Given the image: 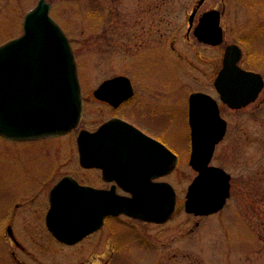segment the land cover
Returning a JSON list of instances; mask_svg holds the SVG:
<instances>
[{"label":"rangeland","instance_id":"1","mask_svg":"<svg viewBox=\"0 0 264 264\" xmlns=\"http://www.w3.org/2000/svg\"><path fill=\"white\" fill-rule=\"evenodd\" d=\"M36 1L0 0V44L22 32L23 16ZM46 1L51 3L50 15L67 33L78 63L82 91L88 101L82 124L92 126L104 117L90 95L99 82L117 74H124L139 85L140 93L175 95L174 117L170 123L165 118L164 123L176 130V139L171 141L176 143L180 155L176 187L183 197L194 175L187 163V98L196 89L216 96L210 65L205 62L206 52L193 35L187 36L188 18L196 0ZM239 2L252 16L250 33L258 39L254 48L264 60V27L255 28L264 26V0ZM223 3L226 19L232 24L237 14L233 0H207L197 14L210 7L221 9ZM172 43L175 49L170 48ZM256 65L264 68L262 63ZM145 83L151 84L141 85ZM253 106L238 111L222 108L230 138L218 145L214 163L226 167L234 176L227 204L200 219L189 216L180 206L169 222L148 227L149 243L144 246L134 240V234L127 233L130 243L124 245L114 264H264V104L258 116V108ZM256 131L260 132L259 183H253ZM60 148L53 150L40 141L15 143L0 136V203L9 195L33 188L28 182L30 175L49 171L47 167L53 160L55 175L74 169L76 162L70 145L63 151ZM26 210L18 213L20 227L25 229L20 246L3 243L0 231V264H98L100 256L108 257L110 247L98 246L94 240L70 247L43 240L36 220L39 214ZM11 249L15 257L11 256Z\"/></svg>","mask_w":264,"mask_h":264},{"label":"flooded vegetation","instance_id":"2","mask_svg":"<svg viewBox=\"0 0 264 264\" xmlns=\"http://www.w3.org/2000/svg\"><path fill=\"white\" fill-rule=\"evenodd\" d=\"M207 0H196L195 6L189 15V28L187 36H194L195 41L205 50V62L210 65V75L212 77V85L214 87L216 99L219 106L220 115L226 120V129L221 140L216 144L210 164L219 166L230 175V199L234 186L233 174L224 166L214 163L215 152L222 142L229 140V123L223 116L222 108L225 106L230 110H242L251 105L253 108H258L256 115L260 113V107L264 104V68H259L256 64H264V60L256 55L254 43L258 40L252 36L253 20L251 19L247 9L239 0H233L236 7V20L233 23L226 19L227 8L223 3L222 8L210 7L200 11L199 7ZM217 11L218 25L220 27V39L213 37L215 31L208 29L207 41L199 39L195 33V29L199 24L200 18L208 12ZM197 14V15H196ZM196 18V22L194 20ZM263 25H258L255 28L260 29ZM235 28V30H234ZM254 35V34H253ZM257 39V40H255ZM170 48L175 49L174 43ZM260 59V60H259ZM77 61V60H76ZM78 65V63H77ZM230 67L232 71L227 74L237 75V71L243 70L248 72V76L233 78V84L249 86H259L256 96L241 105L238 108H232L220 100V95L217 92L214 82L220 70ZM100 82L95 86V88ZM132 84V94L122 97L117 94L109 93L104 97L93 95L91 99L97 111L102 113L104 117L92 126L82 124V118L88 101L82 98V114L78 126L63 133H56L46 136H41L33 139H17V142H36L40 141L46 147H51L53 150H66L70 145L72 157L75 160V168L65 170L61 174H53V161L50 162L45 171L41 174L30 175L33 188L25 189L21 192L7 196L0 203V231L2 232L3 243H8L12 246L21 245V237L24 235V228L20 227L19 215L21 209L26 211H36L39 214L37 220L38 228L42 229L43 240H52L57 244L70 247L88 240H94L99 246L110 247L108 257L100 256L101 262L98 264H113L117 255L121 254L124 245H128L130 235L134 234L136 242L144 246L149 242L147 237V229L149 226L159 227L169 222L174 218L180 206L184 210V199L189 183L196 176L197 172L190 167L194 175L191 176L190 182L187 184L183 197L176 187V169L180 162V155L176 152V143L171 139H176V130L172 131L170 127L165 125V118L169 123L174 117L176 108L175 95L163 93H140L138 86ZM151 84V83H150ZM148 83L141 84L150 85ZM140 85V86H141ZM82 87V84H81ZM83 90V89H82ZM200 90V89H196ZM209 93L205 90H200ZM210 94V93H209ZM110 100H113L110 101ZM113 119H120L130 125L116 123L111 126H102L105 122ZM189 133H190V127ZM82 130H87L93 133L92 141L90 142L91 150H84L85 155H91V158L81 161L80 150L77 144L78 135ZM244 128L242 132H244ZM3 137V136H1ZM253 147V183L260 180V132L256 131L254 135ZM191 150V140L189 136V151L187 163H189V154ZM242 150V155H243ZM245 154V153H244ZM56 160H58L56 158ZM247 163L243 160V165ZM189 165V164H188ZM245 178L248 176L243 175ZM66 178L64 187L68 190H75L76 184L79 186H87L95 190L96 206L100 208V197L105 199L117 198L118 200L125 199L128 201V206H124L125 210L119 212H106L102 221L96 224L95 228L80 238L72 242H64L57 239L48 229L46 224V214L50 208V196L55 186ZM165 183L171 185L174 195V209L172 214L165 220L157 221L149 220L148 217L154 216L149 214V204H157L156 216L163 214V197L166 194ZM255 186V185H254ZM259 186V184H258ZM22 198L24 200H22ZM227 200V201H228ZM106 202V200H104ZM227 204V203H226ZM185 211V210H184ZM32 212V211H31ZM41 213V214H40ZM189 216L195 218H203L211 216L195 215L188 213ZM195 222L194 226H197ZM155 244V243H153ZM113 255H112V254ZM12 257H15L14 250H10ZM77 264H89L88 262H79ZM96 264V263H94Z\"/></svg>","mask_w":264,"mask_h":264},{"label":"water","instance_id":"3","mask_svg":"<svg viewBox=\"0 0 264 264\" xmlns=\"http://www.w3.org/2000/svg\"><path fill=\"white\" fill-rule=\"evenodd\" d=\"M50 7V2L37 0L23 16L22 33L0 44V135L10 139H33L66 132L80 120L82 91L76 59L66 33L50 15ZM208 29L215 31L213 37L220 39L216 10L200 18L195 33L207 41ZM230 71V67L220 70L214 84L223 102L240 107L256 96L259 86L233 84V78L247 77L248 72L239 70L237 75L227 74ZM132 92L129 78L116 75L104 80L93 93L98 97L109 93L125 97ZM116 123L130 125L113 119L102 126ZM188 123L189 164L197 175L188 186L184 208L196 215H206L221 209L230 195V175L209 164L226 122L220 117L216 100L207 93L195 91L188 98ZM92 137L93 133L87 130L78 135L82 162L91 158L84 150H91ZM65 182L66 178L52 190L46 214L48 229L61 241L80 238L93 230L106 212H119L128 206L125 199L107 201L101 196L98 208L95 190L77 184L75 190H68ZM165 191L161 204L163 214L156 216L158 206L150 203L149 214L154 212V216L150 215L149 220L162 221L172 214L174 193L170 184L165 183Z\"/></svg>","mask_w":264,"mask_h":264}]
</instances>
